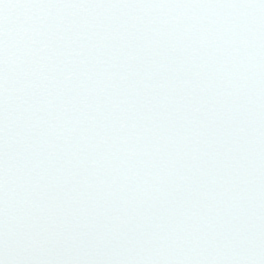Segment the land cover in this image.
I'll return each mask as SVG.
<instances>
[{
  "label": "snow or ice",
  "instance_id": "snow-or-ice-1",
  "mask_svg": "<svg viewBox=\"0 0 264 264\" xmlns=\"http://www.w3.org/2000/svg\"><path fill=\"white\" fill-rule=\"evenodd\" d=\"M0 264H264V0H0Z\"/></svg>",
  "mask_w": 264,
  "mask_h": 264
}]
</instances>
